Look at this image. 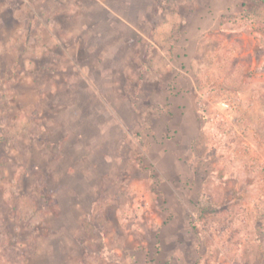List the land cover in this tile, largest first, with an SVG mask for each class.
<instances>
[{"label": "rangeland", "instance_id": "obj_1", "mask_svg": "<svg viewBox=\"0 0 264 264\" xmlns=\"http://www.w3.org/2000/svg\"><path fill=\"white\" fill-rule=\"evenodd\" d=\"M0 264H264V0H0Z\"/></svg>", "mask_w": 264, "mask_h": 264}, {"label": "built area", "instance_id": "obj_2", "mask_svg": "<svg viewBox=\"0 0 264 264\" xmlns=\"http://www.w3.org/2000/svg\"><path fill=\"white\" fill-rule=\"evenodd\" d=\"M224 107H226V108H228L229 107V105L228 104H226V103H223L222 104Z\"/></svg>", "mask_w": 264, "mask_h": 264}]
</instances>
